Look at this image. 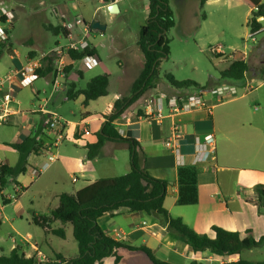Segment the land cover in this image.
<instances>
[{
    "label": "rangeland",
    "instance_id": "1",
    "mask_svg": "<svg viewBox=\"0 0 264 264\" xmlns=\"http://www.w3.org/2000/svg\"><path fill=\"white\" fill-rule=\"evenodd\" d=\"M78 1H82L83 4L78 6ZM0 3L16 15L14 23L10 25L11 30L9 29L12 32L13 47L9 49L11 47L8 44L9 41L2 47L0 76H5L9 68L14 66L10 59L14 50L18 51L24 61L28 58H40L55 48L57 41L65 45L67 41L63 35H55L46 30L48 22L57 24L55 15L64 13L65 16L73 18L84 16L88 22L94 17L107 27L103 33H92L89 38L98 49L103 62L92 69L75 64L68 79H65V84L77 82L78 86L83 88L94 77L108 74L112 84L110 89L112 96L117 80L124 78L130 82L136 81L139 77L143 68L144 56L137 46V40L140 28L145 25L147 16H149V0H118L120 6L118 14H111L109 8H106V5L99 0H4ZM170 7L175 15V26L168 34L170 55L168 59L162 61L158 68L157 91H161L163 85L170 86L176 91L180 90L171 86L165 76H172L180 82L194 81L204 87H210L222 80L219 75L221 58H229L235 52L243 53L250 63L249 67L252 68L254 74H257V77L251 86L254 90L243 98L242 103L255 125L264 122V31L255 36V40L250 37L251 29L248 25L251 17L250 9L242 0H206L203 8H201L200 0H170ZM204 14H206L205 18ZM262 24L264 25V21ZM112 39H114L113 44ZM100 43H103V46ZM217 49L222 53L215 52ZM81 69L84 72L83 78L78 74V70ZM251 88L246 91L240 88L237 97L240 98L246 92H250ZM196 91L195 88L188 89L190 93ZM180 92L183 91L180 90ZM148 95L146 93L144 99H147ZM82 100L83 98L80 97L77 100L67 101L65 90L55 89L52 77L37 79L31 87L19 90L16 95L18 103H13L11 107L18 110V113L9 118L8 123H0V159L12 166L17 163L19 153L7 144L22 140L26 130L36 133L44 128V120L40 113V108L44 104L47 109L58 113L63 119L80 122L85 117ZM109 100L106 98L94 103L88 110L92 114L91 117L97 116L99 112H105L108 109ZM100 125L101 121L95 120L82 128H87L93 133ZM41 136L49 140L47 131L41 133ZM89 139L90 137L83 138L78 145H85V140ZM74 141L73 137L65 136L64 142L58 148V161L39 178L32 179L30 168L21 177L22 182L27 185L26 192L22 193V191L18 194L17 200L6 204L2 210L0 254L9 255L15 245L21 247V253L23 250L30 253L31 245L35 241L29 234L37 229L33 214L43 215L51 211L58 203L57 194H75V191L85 187V179L79 171L83 147H80L81 152L75 157L74 162L68 160L69 147ZM113 151L119 155H117L119 161H114V165L112 160H108L110 158L107 155L102 157L101 162L93 163L96 166V178H114L128 173L123 163L129 160L130 151L120 146L113 148ZM38 160L34 157L31 164L33 165ZM256 161L253 155L246 153L241 157V161L231 165L236 175L240 170L243 173L241 188L252 194H256L255 188L258 185H264L257 182L258 179L264 178V168ZM74 179H77L76 182H73ZM5 193L11 196L15 194L10 178ZM240 195L243 199L246 198L243 191H240ZM2 200L0 196V203ZM257 208L258 216L264 218V207L258 206ZM123 216V214L116 215L115 221L126 227V220ZM250 219L251 217L247 214L242 217V223L249 225ZM72 227V225H67L64 230L68 235V247L72 244L77 246L72 236ZM157 231L165 234L162 228H158ZM251 236L255 240L261 238V236L255 237L254 234ZM168 237L172 240L176 239L174 235L169 234ZM61 239L53 238V243L56 244L53 245H63ZM43 248L49 253L48 247L44 245ZM143 255L140 254V257ZM143 257L144 264H151L146 256ZM240 258L251 263L264 262V244L261 247L243 251ZM197 260L205 264H224L232 258L223 259L209 252L207 255L198 256ZM127 261L130 260L125 258L126 263ZM190 262L191 259L186 256H178L175 261H171L173 264H189ZM128 264H131V261Z\"/></svg>",
    "mask_w": 264,
    "mask_h": 264
},
{
    "label": "crops",
    "instance_id": "2",
    "mask_svg": "<svg viewBox=\"0 0 264 264\" xmlns=\"http://www.w3.org/2000/svg\"><path fill=\"white\" fill-rule=\"evenodd\" d=\"M0 1L4 2V0ZM99 1L101 3H104L106 5V8H108L109 4L111 3H106L104 0ZM82 4V1H78L77 3L78 6ZM117 4L120 9L118 0ZM62 15L65 16L64 13L61 15H55L57 24L48 22L46 26L62 25V23L66 21L62 18ZM66 18L71 21L75 18H82L83 20L88 22V20L84 16H78L75 18L66 16ZM92 21L101 22L100 20L94 19V17H92L89 23H91ZM262 26L264 27L263 24ZM10 30L8 36V44L11 47H9V49L13 47V42L11 40L12 32ZM77 33L78 30L69 32V36L63 38L68 41L72 36L76 37ZM111 42L113 44L114 39H112ZM58 44H60V42L57 41L56 45ZM100 44L103 46V43ZM92 46L95 47V45L93 44ZM16 53H18V51L14 50V55L11 54L10 56V59L14 65L12 66V68H17L20 63H23L25 61H22L19 53V58L15 59ZM98 58L100 59L99 64H101L103 60L99 51ZM83 73L84 72L82 71V74L79 75V77L83 78ZM256 77L257 74H254L252 68H250L249 72L246 74L245 80L240 84H234L232 82H229L228 80L222 79L221 81H218L217 83L212 84L207 88H212L224 83H228L237 85L238 87L243 88L244 91H246L250 88V86H253ZM134 82L135 81L133 80L128 82L124 78L117 80L112 96L110 95V89L112 86L110 82V86H108V94L106 96L91 102L87 108H85V106L83 105L85 108V117H83L82 121L77 122L64 118L66 121L71 122V125L67 128V137L70 136L75 139V141L69 147L70 151L68 152V160L70 162H74L75 157L81 152L80 147H83V154L80 157L81 163L79 171L81 176H83V178L85 179V187L99 180V178H96V166L93 163L101 162L102 157L107 155V157L110 158L108 160H112L113 164L114 161L118 160L117 157L119 156L118 153V156L116 155V152L114 153L113 148L120 146L126 147V149L129 150V146L127 143L107 141L99 156L92 160H89L87 145L96 142L95 134L103 128L105 122L104 115H109L111 113V110H113L116 101L121 98H128L131 96V87L133 86ZM78 85L77 87L80 88ZM253 90L254 89H252L250 92H246L240 98H236L228 104L224 103L214 106L213 110L210 113L200 110L183 115H176L171 117L167 116L161 123H157L155 120L146 118L145 104L148 100L149 95H159L161 93L165 95H174L178 93L181 94L190 92H188V90H182L183 92H180V90L176 91L171 89V87L167 85H163L161 87V91H157V85L155 84V87L153 89L146 92L149 94L147 99H144V96L146 95L145 93L138 101L131 105L128 110L124 111V113L114 123L116 129L120 133V136L131 137V139H134L140 145V161L143 168H145L154 178L169 182L164 207L169 211L171 215L177 218H181L188 226L193 228L197 233H200L201 235L210 234L211 228L214 225L223 227L228 231L245 232L246 230H251V234H254L255 237H262L264 235V218L262 216H258L257 213V195L255 193L252 194V192H247V190L241 188L240 184L242 182L241 177L243 173L240 170L236 175L235 169L231 166L241 161V157L246 153H250L254 158L257 159L256 162L259 163L262 168H264V122L259 125H255L247 114V108L245 107L244 103H242L243 98L246 95L250 94ZM80 97L83 98V103L84 97L79 96L77 99H79ZM106 98L110 99L108 102V109L105 112H99L95 117H91L92 114L88 111L89 109H91V106L94 103ZM206 100L208 101V103H215V100L210 96H208ZM95 120L101 121L100 127L95 132L91 133L89 131L90 133L88 135H84L82 126L86 127V125H89ZM174 124H179L181 130L186 135L185 143L182 147V156H178L177 154L172 153L165 147V141L167 140L169 135H171V130ZM120 130H122L123 132L121 133ZM34 134L35 133H31L29 130H26L24 132L23 138L32 136ZM210 134L214 135L216 155L215 159L208 163L196 164L198 168L197 188L199 203L194 205L181 206L177 202L179 198V169L186 165H192L191 162L194 158L193 154L195 149V139L199 138L200 140L204 141V138ZM86 137H90V139L85 140V145L79 146V142ZM39 139L42 140V143H48L49 141L47 139H43V136H40ZM53 164L49 169L54 166ZM124 165L126 172H129L130 166L128 159L125 161V164L123 163V167ZM22 176L23 175L16 178L14 184L20 186L23 190L22 193H24L27 190V185L22 182ZM32 179L35 178L32 176ZM76 180L77 179H74L73 182H76ZM257 182L264 184V178L258 179ZM236 188L239 191L236 190ZM78 191H75V193ZM240 191L244 192L246 196L245 199L241 197ZM72 195H74V193ZM59 196V194L56 195L58 203ZM57 205L53 209H55ZM51 211L43 215H49ZM119 214L124 215L123 217L124 220H126V227H123V225H120L118 221H115V216ZM247 214L251 217V222L249 225L242 223V217L247 216ZM43 215H36L34 213L33 221L34 216L36 218H39ZM34 224L37 229H35L32 234H29V236H31L32 240H34L35 243L31 245L32 250L30 251V253L27 250H23V253L27 257H36L37 251L43 257H45L46 260H55L56 254L61 255L67 259L76 256L79 251L78 243L76 241L77 246H74L72 244L70 247H68V235L66 233L65 238L61 239L62 243H64L63 245L60 244L54 246L56 244L53 243V238L58 236L54 235L51 231L53 229L65 230L67 225L64 226L58 221H54L50 228L40 227L38 224H36V222H34ZM99 224L109 237L117 241L129 243V245L134 247L145 245L154 251V255L157 259L169 264H173L171 263V261H175L176 257L178 256H186L192 261L194 259H198V256L200 257L209 254V252H205L200 255L195 254L187 245L178 241V239H169V233L167 231L168 229L160 222V220L153 217L152 215H146L139 212H130L128 208H120L112 214L103 215L99 218ZM149 226H152V228H149ZM158 228H162V231L165 234H160L157 231ZM151 231L156 232L157 236H153ZM116 232L122 234L123 237L118 238L116 236ZM44 245L45 247H48L49 253L44 250ZM16 247L21 248L20 246L15 245L13 249H15ZM140 254L143 253L129 252L128 250L122 249L118 252V255L121 257L119 264H128L130 263V261L131 264H144V261L142 259L145 255L140 257ZM240 256L241 255H236L227 258H232L231 261H237ZM125 258H128L130 261H127L126 263ZM224 258L226 257H223V259ZM40 259L42 260V257H40ZM114 261L115 258L111 257L106 259L103 264H114Z\"/></svg>",
    "mask_w": 264,
    "mask_h": 264
},
{
    "label": "trees",
    "instance_id": "3",
    "mask_svg": "<svg viewBox=\"0 0 264 264\" xmlns=\"http://www.w3.org/2000/svg\"><path fill=\"white\" fill-rule=\"evenodd\" d=\"M106 3L111 0H104ZM263 0H242V2L251 10V17L248 21L251 33L259 32L263 26L257 19L264 17ZM201 8L204 7L206 0H200ZM149 16L145 25L140 28L137 46L144 56L143 68L139 77L131 87V96L121 98L116 101L111 113L105 116L103 128L97 132L96 142L88 144V159L92 160L99 156L105 143L118 142L127 143L130 151V171L119 177L101 178L91 185L80 189L74 195L64 193L59 196V203L49 215L34 216V222L40 227L50 228L54 221H58L64 226L72 225L73 236L78 243L79 251L73 258H65L56 254L55 260L41 261L37 257H27L21 248L16 247L9 255L0 254V264H103L111 257L115 258L114 264H119L121 257L118 252L122 249L129 252H142L152 264H169L157 259L154 251L142 245L134 247L129 243L117 241L109 237L99 224V218L103 215L112 214L120 208H128L130 212H139L146 215H152L160 220L167 227L170 235L176 236V239L187 245L195 254L210 252L219 257H231L241 255L245 250L261 247L264 244V235L255 240L251 230L245 232L228 231L220 226H212L210 234L197 233L188 226L181 218L174 217L164 207L167 195L168 181L154 178L141 165L140 145L131 137H122L116 129L115 121L128 110L131 105L138 101L146 92L153 89L158 79V68L163 60L168 59L170 55L168 34L175 26L174 12L170 7V0H149ZM206 14H204V18ZM90 26V23L87 22ZM46 30L55 35L69 36V31L62 25H49ZM90 31L94 33L91 28ZM103 33V32H101ZM9 34V30H8ZM3 44H0V59L2 56ZM97 56L98 51L91 47L83 51H71L68 55V61L81 60L84 56ZM216 58H218L215 55ZM223 57V56H221ZM224 58V57H223ZM221 58L219 75L221 79L228 80L234 84H240L245 80L249 72L250 65L246 55L243 53H233L229 58ZM51 59H47L44 67L37 71V77H52L54 72L51 66ZM73 66L66 68V79ZM83 69L79 70V75ZM171 86L188 90L191 88L207 89L194 81H177L172 76H165ZM77 83L71 82L65 84L66 98L68 101L76 100L79 96L84 97L83 105L87 108L91 102L98 100L108 94L110 78L108 74H102L94 77L83 88H78ZM43 129H40L32 136H27L21 141L13 144H7L18 152V161L12 165H6L2 173V185L6 187L8 179L12 182L21 175H24L32 166L31 160L39 155L42 148V140L39 139ZM198 168L196 165H186L179 169V198L178 204L181 206L194 205L199 203L197 188ZM258 206L264 207V185H258L255 188ZM0 220V228L2 225ZM59 238H65L64 229H53L51 231ZM189 264H205L194 259ZM223 264V263H222ZM224 264H264L247 262L242 258L237 261H229Z\"/></svg>",
    "mask_w": 264,
    "mask_h": 264
},
{
    "label": "built area",
    "instance_id": "4",
    "mask_svg": "<svg viewBox=\"0 0 264 264\" xmlns=\"http://www.w3.org/2000/svg\"><path fill=\"white\" fill-rule=\"evenodd\" d=\"M62 18L66 21L62 23L63 28L69 32L79 30L76 37L69 38L65 45L58 44L55 48L43 54L40 58H28L23 63L15 68L13 67L8 73L0 77V123H8V119L18 113V110H14L12 104L18 103L16 101L17 92L21 89L31 87L32 84L38 79L37 71L44 67V63L47 59H51V66L54 72L53 86L55 89L65 90L64 79L66 76V68L68 66H74L80 64L81 67L86 69H92L99 65L100 59L97 56H84L81 60L68 61V55L71 51H83L92 47V43L89 40L92 36L90 26L82 18H75L74 20H68L66 16L62 15ZM264 17L257 19V22H262ZM15 20V14L13 11L8 10L3 3H0V43L7 44L8 42V30L11 28ZM264 31V27L257 33L250 34V37L255 40V36ZM215 52L222 53L219 49ZM18 53H16L15 59H18ZM251 88V86H250ZM238 90L240 87L234 84L224 83L212 88L199 89L195 93H178L174 95L165 94H151L145 104L146 118L155 120L157 123H161L167 116L183 115L194 111H206L210 113L214 106L218 104L229 103L238 98ZM252 90V88H251ZM210 96L215 100V103H208L206 98ZM40 113L44 117V128L42 134L47 131L49 135L48 143H43L42 148L37 156L38 162H35L31 167V173L34 178H39L44 172H46L50 166L58 160V148L65 140L68 126L71 122L63 119L58 113L47 109L45 104L40 108ZM84 135H88L90 132L86 128H83ZM122 133L123 131L120 130ZM185 133L181 130L179 124H174L171 130V135L165 141V147L174 154L182 156V147L185 143ZM194 158L191 164L196 165L198 163H208L215 159V139L214 135L210 134L204 138V141L199 138L195 139ZM7 165L6 161L0 159V196L3 200L0 203V218L2 216L3 207L17 200L18 194L23 190L17 184L12 182L14 188V195L6 194V187L2 185V173L3 168ZM152 228V226H149ZM153 236H157L156 232L151 231ZM118 238H122L123 235L116 232ZM37 258L42 257L43 262L47 261L37 251Z\"/></svg>",
    "mask_w": 264,
    "mask_h": 264
},
{
    "label": "water",
    "instance_id": "5",
    "mask_svg": "<svg viewBox=\"0 0 264 264\" xmlns=\"http://www.w3.org/2000/svg\"><path fill=\"white\" fill-rule=\"evenodd\" d=\"M108 8L111 14H118L120 12L117 0H111ZM90 28L94 33L104 32L107 29L106 25L99 21H92L90 23Z\"/></svg>",
    "mask_w": 264,
    "mask_h": 264
}]
</instances>
